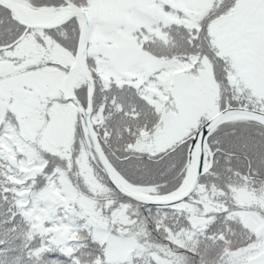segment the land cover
Segmentation results:
<instances>
[{
  "label": "snow or ice",
  "instance_id": "obj_1",
  "mask_svg": "<svg viewBox=\"0 0 264 264\" xmlns=\"http://www.w3.org/2000/svg\"><path fill=\"white\" fill-rule=\"evenodd\" d=\"M0 264H264V0H0Z\"/></svg>",
  "mask_w": 264,
  "mask_h": 264
}]
</instances>
